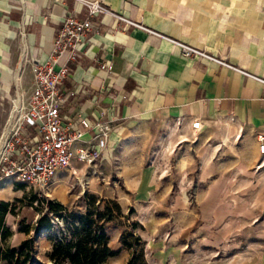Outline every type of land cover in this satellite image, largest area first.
I'll use <instances>...</instances> for the list:
<instances>
[{"label": "crops", "instance_id": "crops-1", "mask_svg": "<svg viewBox=\"0 0 264 264\" xmlns=\"http://www.w3.org/2000/svg\"><path fill=\"white\" fill-rule=\"evenodd\" d=\"M101 1L148 30L96 14L83 58L71 64L65 87L75 94L63 113L76 119L82 111L95 120L105 111L113 120L102 158L92 167L114 168L127 186L152 187L158 168L143 161L151 141H158V154L162 146L176 154L196 143L210 165L230 142L264 134V83L207 58L184 56L173 42L264 79V0ZM86 14L83 0H0V135L11 99L32 93L35 61L48 57L63 20ZM104 61L112 62L110 71L100 67ZM195 120L200 129L193 128ZM255 151L261 154L256 144ZM78 163L59 170L52 182L90 166Z\"/></svg>", "mask_w": 264, "mask_h": 264}, {"label": "rangeland", "instance_id": "rangeland-1", "mask_svg": "<svg viewBox=\"0 0 264 264\" xmlns=\"http://www.w3.org/2000/svg\"><path fill=\"white\" fill-rule=\"evenodd\" d=\"M258 143L252 135L230 142L208 165L196 143L184 148V155V150L171 154L168 146L158 154V141H151L143 161L158 168L152 187L127 186L114 168L103 172L99 164L66 171L49 188L0 177V202L12 208L5 216L13 232L6 242L16 245L35 236L34 264H50L48 233L35 232L47 200L84 211L85 195L96 194L122 207V215L108 225L110 246L120 252L106 264L127 263L133 249L121 237L127 233L131 239L130 232L141 237L149 264H264V155L255 151ZM144 194L150 198L140 200Z\"/></svg>", "mask_w": 264, "mask_h": 264}, {"label": "built area", "instance_id": "built-area-1", "mask_svg": "<svg viewBox=\"0 0 264 264\" xmlns=\"http://www.w3.org/2000/svg\"><path fill=\"white\" fill-rule=\"evenodd\" d=\"M87 9L84 18L67 16L53 40L48 57L35 61V85L26 100L11 99V108L0 135V177L49 188L55 174L71 166L73 159L94 165L102 158L107 146L109 126L101 111L95 120L79 112L76 119L63 113L67 101L75 94L65 87L71 73V64L83 58V42L93 29L92 16L109 14L125 25L148 30L142 24L108 8L101 0H83ZM184 56H198L250 75L264 83V79L214 56L204 49L173 40ZM100 67L111 70V61ZM193 128L200 129L195 120ZM258 149L264 154V134L257 137ZM79 141L86 143L78 145Z\"/></svg>", "mask_w": 264, "mask_h": 264}, {"label": "trees", "instance_id": "trees-1", "mask_svg": "<svg viewBox=\"0 0 264 264\" xmlns=\"http://www.w3.org/2000/svg\"><path fill=\"white\" fill-rule=\"evenodd\" d=\"M84 211L69 209L58 200H47L46 210L38 218L36 234L45 230L51 240L50 264H106L120 252L110 246L108 225L122 215V207L114 198L102 199L96 194L85 195ZM102 203V205H100ZM10 203L0 202V264H34L37 254L35 236H28L16 245L8 244L13 234L5 222ZM55 217L61 223L55 222ZM127 238L122 234V243L133 249L126 264H149L139 235ZM134 235V236H133Z\"/></svg>", "mask_w": 264, "mask_h": 264}]
</instances>
